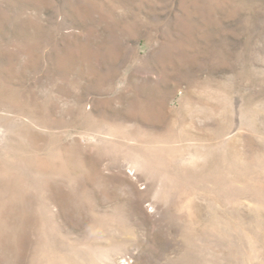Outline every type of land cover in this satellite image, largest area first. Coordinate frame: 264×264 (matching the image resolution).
<instances>
[{
	"label": "rangeland",
	"instance_id": "obj_1",
	"mask_svg": "<svg viewBox=\"0 0 264 264\" xmlns=\"http://www.w3.org/2000/svg\"><path fill=\"white\" fill-rule=\"evenodd\" d=\"M0 264H264V0H0Z\"/></svg>",
	"mask_w": 264,
	"mask_h": 264
}]
</instances>
